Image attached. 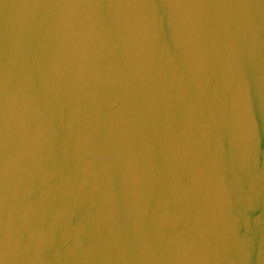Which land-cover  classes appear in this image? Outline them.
<instances>
[{
  "label": "water",
  "instance_id": "95a60500",
  "mask_svg": "<svg viewBox=\"0 0 264 264\" xmlns=\"http://www.w3.org/2000/svg\"><path fill=\"white\" fill-rule=\"evenodd\" d=\"M0 264H264V0H0Z\"/></svg>",
  "mask_w": 264,
  "mask_h": 264
}]
</instances>
